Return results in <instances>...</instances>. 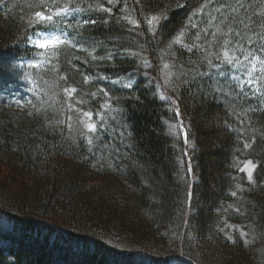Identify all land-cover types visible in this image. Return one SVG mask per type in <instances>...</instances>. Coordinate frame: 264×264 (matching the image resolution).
<instances>
[{
	"label": "trees",
	"instance_id": "trees-1",
	"mask_svg": "<svg viewBox=\"0 0 264 264\" xmlns=\"http://www.w3.org/2000/svg\"><path fill=\"white\" fill-rule=\"evenodd\" d=\"M38 2L0 0V264H264V96L241 91L230 66L208 67L202 58L223 51L207 45L211 32L196 39L211 8L233 0H214L204 23L186 29L183 44L203 46L191 52L172 41L206 0H72L112 12L91 14L87 51L61 46L34 69L22 62L37 53L24 37ZM241 3L235 27L248 47L264 25V0ZM151 16L166 17L155 33ZM245 16L255 25L247 33ZM109 51L112 61L90 55ZM198 72L209 74L193 79ZM117 79L134 86L111 83ZM66 87L77 89L71 101ZM102 88L123 116L90 134L68 103L98 122ZM248 160L257 165L253 183L239 171Z\"/></svg>",
	"mask_w": 264,
	"mask_h": 264
},
{
	"label": "snow or ice",
	"instance_id": "snow-or-ice-1",
	"mask_svg": "<svg viewBox=\"0 0 264 264\" xmlns=\"http://www.w3.org/2000/svg\"><path fill=\"white\" fill-rule=\"evenodd\" d=\"M51 5L49 6L45 0H39L37 7L40 10H35L33 15L30 17L28 24L30 29L33 30L31 35L25 34L24 40L27 43L33 45V49L42 50V54H45L47 61V53H51L52 57H56L58 52L61 49V46H70L76 48L77 50L87 51L85 44L88 37L84 35V30L89 26H95L97 20L91 19V14L96 12H107L111 14L112 8L105 7L103 4H74L72 0H69L67 3H63L62 6H59L57 0H50ZM109 4L112 3V0H107ZM214 0H206L205 4L200 6L198 11H193L189 17L185 29H182L173 39L172 43L182 45L187 48L188 51H192L194 47H203L202 45H193L189 46L183 44L184 38L188 35L186 31L187 28L196 29L200 24L204 23L202 17L204 15V9L206 7H211ZM244 4L241 3V0H233L232 3L222 2L218 7L211 8V11L208 12V15L211 17L207 21V27L203 28L200 32L197 33L196 39L199 40L201 35L207 37L209 32H211L212 40L207 41L206 43L209 47L211 46H220L223 48L222 55H217L216 53H208V56L203 57L202 59L207 61L209 68L220 69L223 65H228L232 68L233 74L230 79L238 82V85L243 91L245 86L253 88V96L261 95L264 96V84L259 83L264 81V25L261 26L260 32L258 33V38L253 39L252 37L247 38V45L245 47L243 44L244 36L241 35V31L235 27L237 21L235 17L243 10ZM215 13V14H213ZM201 17V19H196V17ZM166 18V17H165ZM161 17L151 16L147 19V24L150 26L149 31L155 33L156 26H158L162 19ZM122 19L127 20L131 25L138 27V21L135 19H130L129 17H122ZM247 19L249 22L245 23L244 20ZM75 20V23L71 21ZM107 23V21H106ZM239 24L242 25L243 32L247 33L255 25L252 23L251 17L245 16L244 19L239 20ZM227 26V31H223V27ZM218 37H226L223 40V45L219 43ZM233 38H239V42L234 44L232 43ZM254 45H259L258 48L253 47ZM172 44H169L171 47ZM238 50V51H237ZM95 51V50H94ZM131 55L136 56L138 53H125L121 52L120 55ZM92 58L99 60H108L112 61L116 57L115 51H109L106 56L96 57L91 54ZM215 56L218 63H214L210 58ZM87 63V61H85ZM30 67H36L37 64H30ZM144 67H150L149 62L145 59L143 61ZM169 64L165 63L163 65L164 69H168ZM239 72L241 75H237ZM259 72L260 75L257 76L256 73ZM208 72H198L193 74V79L197 76L204 77L207 76ZM223 76L225 73L221 71L219 73ZM174 74L172 72L167 73V77L171 78ZM100 79H108L107 76H101ZM66 79V77H62ZM85 82H88L89 77H84ZM113 84H122L123 87L131 89L134 85L131 81L127 83H122L120 80L111 81ZM165 83H169V79H165ZM159 90V85H157ZM103 95L106 97L105 103L101 106L104 110L101 113H96L99 117L98 122H92V117L94 113L92 111H82L79 108H76L74 104L68 103V108L70 110H75L80 113V123L87 129V132L90 134H95L98 131H102L106 127V121L111 119L113 121L119 119L123 116V110L120 108H114L112 105L114 101L109 96V92L105 89H100ZM77 92L75 87H66L63 89L64 95L68 98L69 101L73 98L74 94ZM38 95V94H37ZM93 96L96 94L93 93ZM161 99H169L167 96H161ZM43 103V102H42ZM77 104L83 103V101H77ZM175 103V101H173ZM40 109H37L39 112ZM245 112L254 111V109H245ZM244 113H241L243 115ZM177 115L179 111L177 110ZM71 117H68V120L71 121ZM56 123L64 124V120H60ZM68 127L71 129L73 127L72 123L68 124ZM84 135V134H82ZM87 144L91 146L93 144V138L91 135L86 136ZM98 139V136H97ZM185 143H187V133L185 132ZM251 145L249 143H244V149H248ZM187 155V153H185ZM239 163V162H237ZM257 165L251 160L245 161L243 167L239 168V171L247 174V180L249 183H253V171ZM191 167H189V172ZM237 189L241 186L236 185ZM232 196H236V192L231 193ZM223 231V229H221ZM241 237H246L247 233L241 231ZM229 240L232 239L231 236L227 237ZM245 244H248L250 241L245 240Z\"/></svg>",
	"mask_w": 264,
	"mask_h": 264
},
{
	"label": "rangeland",
	"instance_id": "rangeland-1",
	"mask_svg": "<svg viewBox=\"0 0 264 264\" xmlns=\"http://www.w3.org/2000/svg\"><path fill=\"white\" fill-rule=\"evenodd\" d=\"M29 45H30L31 47H33V45H32L31 43H29ZM37 50H39V49H37ZM39 52H40V53H39L38 55H36L33 59H30V60H24V61L22 62V64H23V65H26V66H28V67H30V66H29L30 64H37L36 67H32V68H41V67L45 66L46 63H47L48 60H49V57L51 56V53H50V52L47 53V61H46V56H45V54H42V50H39Z\"/></svg>",
	"mask_w": 264,
	"mask_h": 264
}]
</instances>
